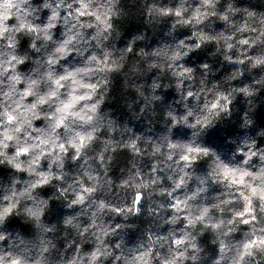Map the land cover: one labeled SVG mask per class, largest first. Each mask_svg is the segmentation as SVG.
Listing matches in <instances>:
<instances>
[{"label": "clouds", "instance_id": "clouds-1", "mask_svg": "<svg viewBox=\"0 0 264 264\" xmlns=\"http://www.w3.org/2000/svg\"><path fill=\"white\" fill-rule=\"evenodd\" d=\"M0 264H264V0H0Z\"/></svg>", "mask_w": 264, "mask_h": 264}]
</instances>
